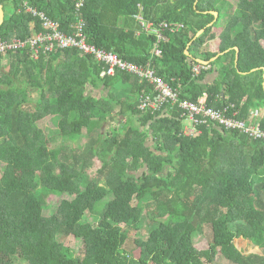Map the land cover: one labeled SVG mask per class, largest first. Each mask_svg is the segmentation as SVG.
Masks as SVG:
<instances>
[{"label": "trees", "instance_id": "16d2710c", "mask_svg": "<svg viewBox=\"0 0 264 264\" xmlns=\"http://www.w3.org/2000/svg\"><path fill=\"white\" fill-rule=\"evenodd\" d=\"M232 1L86 0L81 17L90 43L151 63L182 99L207 94L209 106L243 119L260 109L264 128V0ZM0 2L4 39L41 30L27 5L67 32L77 21L75 0ZM136 14L182 27L158 41L155 33L137 34ZM217 37L214 50L209 43ZM200 59L211 67L194 75ZM107 66L78 48L39 59L25 50L0 54V264H218L220 255L264 264V139L212 121L186 135L179 108H140L154 87L127 72L108 74ZM48 116H60L58 131L67 138L86 128L85 147H50L40 125ZM116 117L120 129L105 130ZM50 195L57 211L38 217L55 203ZM206 231L202 249L194 235ZM70 235L77 251L65 242ZM237 238L260 251L246 253Z\"/></svg>", "mask_w": 264, "mask_h": 264}, {"label": "built area", "instance_id": "2783aa9c", "mask_svg": "<svg viewBox=\"0 0 264 264\" xmlns=\"http://www.w3.org/2000/svg\"><path fill=\"white\" fill-rule=\"evenodd\" d=\"M86 0H75V15L77 21L72 24L73 30L67 32L61 27L58 20L51 18L45 11L31 5H27V11L41 20L42 28L32 36L26 38L14 37L4 39L0 37V54H8L11 51L25 50L32 58L39 59L42 55H48L61 49L78 48L86 54H93L97 59L105 62L108 66L107 73L115 74L117 71L127 72L138 76L141 80L148 81L155 93L143 95L140 108L160 109L163 104L171 103L174 109L179 108L181 115L185 117L186 123L184 133L193 135L201 132L200 126L209 121L219 128L238 130L247 133L253 139H264V128L261 126L259 117L260 109H253L247 119L239 118L238 112L228 114V107L214 108L208 105V95L204 94L197 100L182 99L178 88H174L169 82L161 77L157 70L148 63L146 65L122 59L113 51H107L90 43L84 31L85 20L81 17V10ZM140 29L155 33L158 41L166 39L165 30L177 31L182 27L181 23L160 21L158 23L144 19L141 14H136ZM209 62L199 61L193 66L194 75L210 69Z\"/></svg>", "mask_w": 264, "mask_h": 264}, {"label": "rangeland", "instance_id": "374dc122", "mask_svg": "<svg viewBox=\"0 0 264 264\" xmlns=\"http://www.w3.org/2000/svg\"><path fill=\"white\" fill-rule=\"evenodd\" d=\"M232 1V0H231ZM234 2V0L232 1ZM222 25H220L217 28V33H220L222 28ZM220 43V39L217 37L215 40L210 41L209 45L210 47H212L214 50H216L219 46ZM12 61V59L10 58H6L3 60L4 64H10V62ZM89 92H91V88L92 85L90 86L89 84ZM94 92V91H92ZM100 90H95V93L97 95L100 94ZM60 116L54 117V116H48L46 118H44L43 120L40 121V125L45 129L46 134L48 136L49 141H50V147H58L59 145H68V146H75L76 148H84L86 145V142L88 141V139L90 138V135L87 132V129L84 128L83 129V133L79 136L76 137H64L61 134H59L58 131V120H59ZM120 117H116L115 119H113V121H109L104 125V129H109L110 127H115L120 129V127L122 126L121 123H118V119ZM149 144H153L152 139L149 138ZM3 164H0V175L3 172ZM142 171V170H141ZM92 173L95 172V170H91ZM48 197V196H47ZM48 199V198H47ZM49 199L53 200L55 203L48 207L45 211H40L38 212L39 215L38 217L41 215L40 213H45V214H50L52 212L57 211L58 209V198L56 195H50ZM48 202V201H47ZM46 202V204H47ZM195 241L196 244L199 248H208L209 247V242H210V236L208 231H206V233H200V232H196L195 235ZM65 242L68 246H70L71 248L76 249V251L80 248V245L78 244V240L75 238V236L70 235L69 237L64 238ZM237 246L239 248H241L242 250H244L246 253H251V252H257L260 251V249L256 246H254V244H252V242H250L247 239L244 238H237L235 240ZM78 255H80V253H77ZM135 255L139 256L140 255V250L136 249L135 250ZM218 264H234L232 262H230L229 260H227L225 257L223 256H219L217 259Z\"/></svg>", "mask_w": 264, "mask_h": 264}, {"label": "water", "instance_id": "95a60500", "mask_svg": "<svg viewBox=\"0 0 264 264\" xmlns=\"http://www.w3.org/2000/svg\"><path fill=\"white\" fill-rule=\"evenodd\" d=\"M212 13L218 17V12L217 11H212ZM4 20H5V8H4V6L0 2V25L4 22ZM203 31H204V29H202L201 31H199L198 34H197V36H199L201 33H203ZM237 50H238V48H237ZM186 53L189 54L188 51ZM221 54H223V53H220L219 55H221ZM216 57L212 58V60H215ZM200 61L203 62L204 60H201L200 59Z\"/></svg>", "mask_w": 264, "mask_h": 264}, {"label": "crops", "instance_id": "0c3cea01", "mask_svg": "<svg viewBox=\"0 0 264 264\" xmlns=\"http://www.w3.org/2000/svg\"><path fill=\"white\" fill-rule=\"evenodd\" d=\"M217 76V73H208L205 77V82H212ZM255 246V245H254ZM257 247V246H256ZM259 248V247H258ZM241 249V248H240Z\"/></svg>", "mask_w": 264, "mask_h": 264}, {"label": "clouds", "instance_id": "9594fccd", "mask_svg": "<svg viewBox=\"0 0 264 264\" xmlns=\"http://www.w3.org/2000/svg\"><path fill=\"white\" fill-rule=\"evenodd\" d=\"M203 62H205V61H203Z\"/></svg>", "mask_w": 264, "mask_h": 264}]
</instances>
